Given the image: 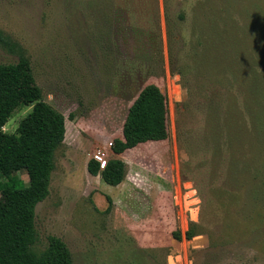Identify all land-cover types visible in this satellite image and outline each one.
I'll return each mask as SVG.
<instances>
[{
    "label": "rangeland",
    "instance_id": "374dc122",
    "mask_svg": "<svg viewBox=\"0 0 264 264\" xmlns=\"http://www.w3.org/2000/svg\"><path fill=\"white\" fill-rule=\"evenodd\" d=\"M0 31L65 117L34 251L53 236L73 264H264V0H0ZM149 85L169 136L115 154ZM96 155L126 164L119 186L88 172Z\"/></svg>",
    "mask_w": 264,
    "mask_h": 264
},
{
    "label": "trees",
    "instance_id": "16d2710c",
    "mask_svg": "<svg viewBox=\"0 0 264 264\" xmlns=\"http://www.w3.org/2000/svg\"><path fill=\"white\" fill-rule=\"evenodd\" d=\"M0 45L17 53L16 64H0V264H73L66 243L49 237L47 248L37 253L33 247L38 236L35 228L36 207L50 193L55 154L66 135L65 117L43 101L30 61L21 46L0 31ZM32 105L15 134L3 128L20 105ZM166 96L155 85L147 86L129 109L123 127V139H115L111 149L122 154L140 144L164 141L169 136ZM93 176H100L109 186H119L126 176V164L108 160L104 169L91 159L87 166ZM26 171L29 182L13 177ZM193 230L186 239L194 237ZM181 239L180 233H175Z\"/></svg>",
    "mask_w": 264,
    "mask_h": 264
},
{
    "label": "built area",
    "instance_id": "2783aa9c",
    "mask_svg": "<svg viewBox=\"0 0 264 264\" xmlns=\"http://www.w3.org/2000/svg\"><path fill=\"white\" fill-rule=\"evenodd\" d=\"M95 160L100 163L101 169H104L107 161L101 155H96Z\"/></svg>",
    "mask_w": 264,
    "mask_h": 264
}]
</instances>
